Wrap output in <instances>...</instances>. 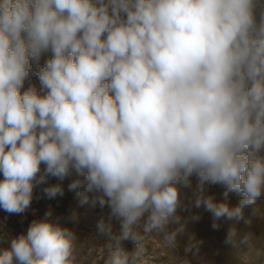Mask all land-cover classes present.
I'll use <instances>...</instances> for the list:
<instances>
[{
	"label": "clouds",
	"instance_id": "clouds-1",
	"mask_svg": "<svg viewBox=\"0 0 264 264\" xmlns=\"http://www.w3.org/2000/svg\"><path fill=\"white\" fill-rule=\"evenodd\" d=\"M0 175L9 215L50 176L74 177L81 205L109 209L96 225L107 264H141L153 236L179 252L193 209L213 230L264 219V0H0ZM43 191L64 195L62 183ZM52 215L0 264H77L76 232ZM255 239L231 228L224 244ZM201 243L189 239L182 264H209Z\"/></svg>",
	"mask_w": 264,
	"mask_h": 264
},
{
	"label": "rangeland",
	"instance_id": "rangeland-1",
	"mask_svg": "<svg viewBox=\"0 0 264 264\" xmlns=\"http://www.w3.org/2000/svg\"><path fill=\"white\" fill-rule=\"evenodd\" d=\"M46 58L43 57L41 59V66ZM32 83L39 87V82L35 77H33ZM27 87L28 83L26 82L22 91L26 90ZM41 167L43 168V165ZM73 178L70 177L60 182L50 176L45 184L34 189V199L31 208L22 215H9L0 209V250L9 246L11 238L21 233H26L33 219L43 218L44 213L51 209L53 220L58 218L59 220L63 219L69 225L72 223L78 225L77 236L80 252L77 256V264H107V253L104 249L107 238L98 235L96 225L101 218L107 221L109 209L107 207L101 209L99 206L93 208L90 204L81 205V197L77 195V192L80 190H68V184ZM2 179L3 177L0 175V180ZM56 183H62L64 195H58L50 199L44 194L43 189ZM209 192L210 194H215L217 199H221L223 188L221 186H211ZM240 199V194L231 193L228 202L230 206L234 207ZM256 206L261 210L260 215L264 217V195L256 202ZM251 211V208L244 209L245 218L250 215ZM193 212L201 213L202 218L197 222H187L185 224L184 232L179 237V252H175L172 249H165L159 238L153 236L148 239L146 245L147 254L142 258L141 264H182L183 258L181 256L183 255V246L192 237L197 241H202L200 255L209 264H264V219H254L251 226L246 225L243 220L237 222L235 220L221 219L219 221V230H213L211 227L212 217L210 213L204 212L202 209H193ZM74 213L75 219H73ZM178 214L181 215V223L183 224L184 218L188 213L178 212ZM87 219H89L90 223H83ZM170 227L176 228L179 225L172 224ZM231 228L236 229L238 241L248 232H253L256 235V239L252 242L251 246L241 243L238 248H233L231 245H225L224 240ZM119 229V222L114 220L113 230L118 232ZM155 240L161 244L160 250L156 248ZM123 246L131 251L134 244L129 240L124 241ZM160 252H164L165 255L161 256ZM189 258L191 259V257ZM192 264H196V261H193Z\"/></svg>",
	"mask_w": 264,
	"mask_h": 264
},
{
	"label": "crops",
	"instance_id": "crops-1",
	"mask_svg": "<svg viewBox=\"0 0 264 264\" xmlns=\"http://www.w3.org/2000/svg\"><path fill=\"white\" fill-rule=\"evenodd\" d=\"M72 208V207H71ZM86 221V222H85ZM59 223L61 224V225H63V226H66V227H69V228H71V229H73L75 232H76V234L78 235V225L77 224H75V223H72L71 224V222H70V224L71 225H69V224H67V223H65V221H63V219H60L59 220ZM83 223H90V221H89V219H87V220H84V222ZM81 231V230H80Z\"/></svg>",
	"mask_w": 264,
	"mask_h": 264
},
{
	"label": "built area",
	"instance_id": "built-area-1",
	"mask_svg": "<svg viewBox=\"0 0 264 264\" xmlns=\"http://www.w3.org/2000/svg\"><path fill=\"white\" fill-rule=\"evenodd\" d=\"M155 244H156V248H158V249L160 250V249H161V248H160L161 244L158 243L157 240H155ZM133 247H134V246H133ZM160 255H161V256H164L165 253H164V252H160ZM151 258H152V257H151Z\"/></svg>",
	"mask_w": 264,
	"mask_h": 264
}]
</instances>
